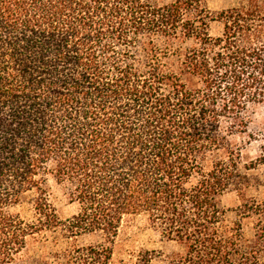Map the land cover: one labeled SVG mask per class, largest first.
<instances>
[{"label": "trees", "instance_id": "trees-1", "mask_svg": "<svg viewBox=\"0 0 264 264\" xmlns=\"http://www.w3.org/2000/svg\"><path fill=\"white\" fill-rule=\"evenodd\" d=\"M260 103V0L219 12L205 0H0V264L56 230L100 233L76 258L107 264L139 215L182 247L169 264H260V236L245 243L221 199L245 198L233 136ZM50 180L75 207L66 218ZM32 191L31 220L10 212Z\"/></svg>", "mask_w": 264, "mask_h": 264}, {"label": "rangeland", "instance_id": "rangeland-1", "mask_svg": "<svg viewBox=\"0 0 264 264\" xmlns=\"http://www.w3.org/2000/svg\"><path fill=\"white\" fill-rule=\"evenodd\" d=\"M164 5L173 0H149ZM264 4V0H260ZM206 7L213 12L247 5V0H205ZM211 35L222 32L220 22L209 26ZM249 118L248 133L235 135L233 140L242 148L240 172L243 175L245 198L241 200L234 189L222 196V204L227 209L226 222L232 225L240 223L245 243L260 236L263 248L260 264H264V103L253 104L247 110ZM51 200L60 217L66 218L75 212V207L68 204L63 188L52 180L48 183ZM33 198V191L27 193L23 201L10 209L27 220L32 219V207L28 202ZM241 208V209H240ZM240 209V211H239ZM103 242L100 233L82 235L76 239L61 236L60 231L42 232L27 241L26 249L10 264H95L81 262L78 248ZM112 255L107 264H142V259L149 252V264H169L173 253H182L178 244L162 238L149 227L146 217L129 216L122 221L118 237L112 247ZM140 260V263H139Z\"/></svg>", "mask_w": 264, "mask_h": 264}]
</instances>
